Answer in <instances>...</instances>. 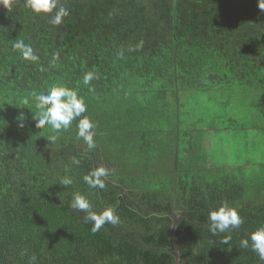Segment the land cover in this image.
<instances>
[{"label": "trees", "instance_id": "16d2710c", "mask_svg": "<svg viewBox=\"0 0 264 264\" xmlns=\"http://www.w3.org/2000/svg\"><path fill=\"white\" fill-rule=\"evenodd\" d=\"M61 2L70 15L55 27L26 0L0 7V264L32 255L36 264H176L177 252L178 264H264L240 247L264 226L257 0ZM17 40L36 62L13 48ZM87 72L96 78L84 85ZM52 86L84 98L93 150L76 134L79 118L59 133L35 127V97ZM101 166L106 188L91 189L82 177ZM75 193L97 212L113 207L120 222L93 233L70 207ZM223 202L243 223L213 235L208 212Z\"/></svg>", "mask_w": 264, "mask_h": 264}, {"label": "clouds", "instance_id": "9594fccd", "mask_svg": "<svg viewBox=\"0 0 264 264\" xmlns=\"http://www.w3.org/2000/svg\"><path fill=\"white\" fill-rule=\"evenodd\" d=\"M15 4L16 0H0V7L6 9L7 12L13 11ZM25 7L37 16L50 18L49 22L54 27L63 24L64 18L70 15L68 7L61 0H26ZM257 8L261 13H264V0H257ZM141 46L142 42L136 48ZM13 48L26 61L36 62L38 60L33 48L25 44L23 40H17L13 44ZM119 54L122 55L123 53ZM95 78L93 72H87L83 76V84L89 85ZM35 99L37 113L33 120L36 122L35 127L37 129L51 128L59 133L62 130H68L73 121L79 118L76 124L77 136L86 143L89 151L96 147L94 139L96 123L89 116L83 115L87 112V105L84 98L76 90L66 86H52L46 94H39ZM56 139L57 136L55 135L49 137L52 142H55ZM72 163L79 165L80 161L73 157ZM108 175V169L101 166L85 174L82 179L89 188L103 190L106 188L105 178ZM72 183V179L68 176L61 180L63 186H69ZM70 207L85 213L84 218L92 223L91 231L93 233L98 232L105 224L116 225L120 222V217L113 207H105L97 212L93 209L90 200L81 193L74 194ZM242 223L243 218L239 215L237 208L230 206L227 202H223L208 212L209 231L213 235L237 230ZM230 239V235L226 236L221 243L227 244ZM240 247L244 249L251 247L259 258L264 260V226L256 228L247 238L241 239ZM29 264H36L35 255L29 257Z\"/></svg>", "mask_w": 264, "mask_h": 264}, {"label": "rangeland", "instance_id": "374dc122", "mask_svg": "<svg viewBox=\"0 0 264 264\" xmlns=\"http://www.w3.org/2000/svg\"><path fill=\"white\" fill-rule=\"evenodd\" d=\"M202 128H204L205 126H201ZM227 140H228V138H227ZM259 140V139H258ZM241 143V140L240 139H237L235 136L233 137V138H231V139H229V144H231V145H233V146H237V147H239V144ZM260 143H261V140H259V145H260ZM227 147V146H226ZM243 147H245V146H243ZM234 148V147H233ZM256 150V149H255ZM259 150V149H258ZM255 153H258V151L256 150V152ZM251 155H253V159H254V161H258V154H251ZM227 162H229L228 161V159H227Z\"/></svg>", "mask_w": 264, "mask_h": 264}, {"label": "water", "instance_id": "95a60500", "mask_svg": "<svg viewBox=\"0 0 264 264\" xmlns=\"http://www.w3.org/2000/svg\"><path fill=\"white\" fill-rule=\"evenodd\" d=\"M173 242H174V240H173ZM174 245H175V242H174ZM175 247H176V245H175ZM175 257H176V264H178L179 263V254H178V252L176 253Z\"/></svg>", "mask_w": 264, "mask_h": 264}]
</instances>
